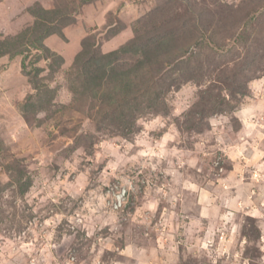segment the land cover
I'll use <instances>...</instances> for the list:
<instances>
[{
  "label": "rangeland",
  "instance_id": "rangeland-1",
  "mask_svg": "<svg viewBox=\"0 0 264 264\" xmlns=\"http://www.w3.org/2000/svg\"><path fill=\"white\" fill-rule=\"evenodd\" d=\"M0 264H264V0H0Z\"/></svg>",
  "mask_w": 264,
  "mask_h": 264
},
{
  "label": "trees",
  "instance_id": "trees-1",
  "mask_svg": "<svg viewBox=\"0 0 264 264\" xmlns=\"http://www.w3.org/2000/svg\"><path fill=\"white\" fill-rule=\"evenodd\" d=\"M40 10L41 12L45 11L47 13L53 12L51 10H45L42 8ZM260 24L262 27L263 26L262 23ZM49 26L50 24L46 26V30L44 31L45 34L43 33L44 36L51 32L52 33L57 32L56 31L57 27L56 29H52V27ZM40 45L44 47L43 42L41 41H40ZM131 48L132 46L127 45V46H122L119 50L124 51ZM76 56H78V58L82 56L81 57L82 60L84 59L81 64L78 62V59L76 62L79 64L77 67L79 68L82 87H83L81 93H83L82 95H84L85 97L86 96L88 98H94L96 96L104 97L103 102H106L105 104L109 103V101H112V105L114 103L117 105H121L127 103L130 97H132L133 95L140 93L141 86L144 84L143 81L140 79V78L144 79V77H140L141 71L144 70L143 63L145 62L143 61V59H139L138 62L131 68L133 72H135L134 74L128 73L125 76H121L118 80H115L113 82H111L110 78L107 77L106 78V80L108 79L107 83L105 82L103 83L104 74L100 72V67H101L102 59H104V57H106L107 55H100V57L99 56L90 57L89 55V57L86 59L84 58L81 50V52H79ZM136 73L139 76H137ZM130 78H133V80ZM104 84L108 85L110 89L108 91L109 94H105L104 91L102 90L101 87ZM240 94L243 95L245 93L242 91Z\"/></svg>",
  "mask_w": 264,
  "mask_h": 264
},
{
  "label": "clouds",
  "instance_id": "clouds-1",
  "mask_svg": "<svg viewBox=\"0 0 264 264\" xmlns=\"http://www.w3.org/2000/svg\"><path fill=\"white\" fill-rule=\"evenodd\" d=\"M44 114L43 113H40V116H43Z\"/></svg>",
  "mask_w": 264,
  "mask_h": 264
}]
</instances>
